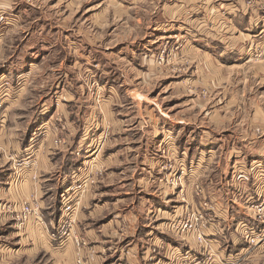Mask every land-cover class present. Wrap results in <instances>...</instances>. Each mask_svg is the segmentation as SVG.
<instances>
[{"label": "rangeland", "instance_id": "rangeland-1", "mask_svg": "<svg viewBox=\"0 0 264 264\" xmlns=\"http://www.w3.org/2000/svg\"><path fill=\"white\" fill-rule=\"evenodd\" d=\"M66 1L6 2L7 7L0 12L1 92L5 88L26 84L27 89L39 91V96L43 93L51 107L52 101L53 104L59 99V103L62 102L64 91L78 89L80 99L72 105L77 111L73 112V116L78 135L82 133L85 117L90 114L83 105L98 107L102 99H111V93L119 95L120 92L125 94L126 101V91L134 88H144L145 93L152 98L149 101H155L153 103H157L159 109L170 108L174 111L183 107L186 118L201 126H184L183 132L176 131L177 135L170 127L159 128V143L150 142L148 149L156 159L151 179L155 180L157 186H154L155 192L150 194L137 192L135 180L139 178V171H135V167H144L135 154L141 149L135 147L130 151L132 162L125 165L121 176L124 183L122 191H125L123 195L127 198L120 211L122 214L126 212L131 219L135 217V223L131 222L134 219L123 217L121 221L125 223L120 225L123 232L119 231L122 241H109L107 246L102 244L105 249L117 246L115 243L121 246L128 242L133 246L136 242V253L127 256L125 252L126 264L166 260L170 264H264V0H158L159 5H165L175 11L174 14L177 13L173 17L161 15L160 12L155 17L144 16L143 9L152 0H82L85 6L77 2L71 10ZM109 1L118 6L113 11H104L107 21L104 17L98 19V11L104 9L101 4H109ZM134 1L139 12L130 8L131 14L144 16L146 21L140 27L134 25L136 30L128 34L131 31L129 26L133 27L132 23H136V20L133 15L119 11V5ZM186 3L190 10L193 5L194 8L199 5L200 13L181 15L180 10L184 11L182 5ZM187 22L193 25L194 31L202 30L204 35L211 37L208 38L211 42H206L207 45L202 47V52L207 60L214 61L215 68L206 61L202 69L203 62L182 51V44L187 37L176 25ZM123 45L126 46L125 50ZM226 50H232L233 53H226ZM124 53H127V57ZM134 55L138 59L133 58ZM119 56L124 63L117 64ZM129 57L132 58L130 62L127 61ZM236 59L240 60L236 62ZM150 70L154 72L153 75L149 73ZM198 73L199 78L196 76ZM138 74L143 77L147 75L146 79H138ZM32 99L36 101L37 97L33 96ZM113 108L120 121L131 123L136 119L132 116V110H122L118 105ZM51 111H44L37 122L53 114V108ZM101 114L93 113L86 127L90 129L86 140L95 142L85 147L78 157L76 169H85L84 174L88 171L86 168L91 159L89 151L94 148L96 141H105L99 152L104 155L113 137L110 129L99 135ZM46 125L31 129L33 140L30 146L33 148L29 147V153L26 152L29 156L23 153L13 157L14 168L24 166L26 159L25 162L32 159L31 150L37 147L39 138L48 127ZM60 127H56L59 135ZM185 131L187 140L180 145V135ZM128 133L132 137L138 135L136 129H129ZM163 137L167 139L163 141ZM136 141L135 138L129 143L136 146ZM171 148H174V154L169 152ZM9 162L0 169V174L4 173L5 167L10 169L8 172H12ZM73 170L69 173V181ZM2 178L0 264H77V259L82 264H94L90 262L93 255H98L103 261L100 264H109L118 255L115 250L107 254L102 245L83 255L74 252L62 254L63 250L58 252L56 249L53 252L54 248L43 240L39 229L20 220L15 200L7 199L4 194V184L7 181L14 183L16 175ZM100 179L86 193L95 197V201H113L112 196L100 198L97 193L101 186L97 188L96 185L103 180ZM31 180L34 189L37 188L40 184L39 175H32ZM163 183L167 185V192L159 189ZM14 187L13 184V191L16 190ZM65 187L59 189V194L53 190V198H50L52 216L56 222L60 221L61 193ZM115 188L110 189L119 192L120 187ZM115 191L110 193L116 194ZM85 195L74 211L75 218L77 211L83 209ZM116 195L113 196L115 199ZM131 198L138 203L133 209L131 205L127 206ZM143 199L145 202L142 205ZM162 203L167 206L163 214L158 212ZM221 213L236 218L237 232L226 242L218 240L222 235V227L228 225L226 219H229L222 217ZM112 218L110 214L100 222ZM96 219L94 221L99 223ZM223 220L226 221L225 225L222 224ZM160 221L165 222L162 226H167L162 230H154L155 235L165 234L167 240L160 242L158 247L148 238L141 237L139 228L149 222L150 227L157 228L156 223ZM214 224H220L219 230L211 228L215 227ZM79 226L76 221L74 230ZM54 227L48 230L52 232ZM78 237L81 242V237ZM61 240L59 246L64 247L70 239ZM72 245L66 249L72 248ZM193 251L197 255H193ZM170 252H173V258L167 257Z\"/></svg>", "mask_w": 264, "mask_h": 264}, {"label": "crops", "instance_id": "crops-1", "mask_svg": "<svg viewBox=\"0 0 264 264\" xmlns=\"http://www.w3.org/2000/svg\"><path fill=\"white\" fill-rule=\"evenodd\" d=\"M9 0H0V12L3 11V8L7 7V3ZM58 1H64V0H58ZM100 2L103 0H99ZM116 1V0H112ZM123 2H127L126 0H121ZM77 2H80L82 6H85L86 3H84L82 0H75L69 1L67 0L65 3L67 6H69V10H71ZM140 4V3H139ZM131 5V7H129ZM89 6L92 7L90 4ZM101 6L104 7L103 10L98 11L97 17L98 19H106L104 15L105 10H111L118 6V4L112 3L109 1V4H101ZM184 8V11H181V15L186 14L191 15V14H199L200 11L198 10V6L194 8V5L191 7L193 8L192 10L189 9L188 3L186 5H182ZM119 11L123 12L124 14L128 15H133L131 14V9L134 8L135 11L137 9V3L131 2L127 5H119ZM182 8V7H180ZM188 9V11H187ZM144 11V16L147 15V17H155L160 14L162 15H170V17H173L177 13L174 14L175 11L171 10L169 7H165L162 4L159 5L158 0H152V2H149L148 7H146ZM134 16V15H133ZM144 16H139L138 14L135 17L136 23H132L133 27L129 28L131 31L128 33H132V31L136 30V27L134 25H139L142 24L144 21H146V17ZM104 17V18H103ZM156 19V18H155ZM124 20H127L124 18ZM154 21V20H152ZM156 21V20H155ZM188 21V20H187ZM150 24V22H149ZM177 29L180 30L181 32L186 34L187 39L184 40V44L182 51L183 52H188L190 55L195 60H200L202 63V69L204 63H207L211 65L213 68L214 67V61L212 60H207L205 57L204 52H202V47L206 46V42L210 43L211 41L208 40V38H211L210 36L208 37L207 35H204L203 31L201 30H196L194 31L193 25L191 23H183L176 25ZM169 28V26H168ZM206 36V37H205ZM123 38V37H122ZM130 42V41H129ZM133 42V41H132ZM125 50V45L122 46ZM226 53H233L231 50H226ZM89 55V54H87ZM127 53H124V56H126ZM91 56V55H90ZM147 56V55H146ZM146 56L144 58H146ZM127 57V56H126ZM120 56L117 59V64L118 63H124L121 59ZM133 58H137L136 55H134ZM235 58V57H234ZM239 58V57H236ZM131 57L127 58V61L130 62ZM136 59V60H137ZM240 59H236L234 61H238ZM151 62V61H150ZM124 68L126 69L127 67L124 64ZM205 68V67H204ZM124 69V70H125ZM197 70L199 68L197 67ZM127 71V69L125 70ZM200 72V71H199ZM150 74H154L153 71L150 70ZM148 74V73H146ZM147 75H140L138 74L137 77L138 79H146ZM199 78V73L196 75ZM143 77V79H142ZM149 77V76H148ZM106 79V78H105ZM144 81V80H143ZM105 82L103 81L102 84ZM33 90V89H32ZM29 90L26 87V84H21L20 86H15L14 88H5L2 92L0 91V100L2 102V107H0V169L5 166V164L9 162L10 168L12 169V172H8L10 170L8 167H5L4 173L0 174V184L1 180H3V176L6 177L8 175H16L15 182L12 183L6 182L3 186L4 188V194L7 197V199L10 200H15V208L20 211L21 207L24 204H29L31 206H37L39 209V212L42 213L45 219V223H41L38 221L33 214H31L28 219L25 221L27 225L32 224L34 227L39 229L41 233V237L43 240H45L48 245L52 246L53 252L56 250L58 252L62 251V254L64 253H72L74 252L75 254H81L83 255L85 252L93 250L94 247H99L102 244H107L110 242H116V241H122L123 237L119 233V231L122 233L123 229L120 227L122 225V219L123 217H128L130 220H132V223H135V217H129L126 212L122 214L120 211V208L125 204L124 200H126V196L123 195L125 191H122V188H124V183L123 176L124 171H125V165H129L132 160H131V153L130 151H133L134 148H139L141 149L140 151H136L135 156H138V159L141 160L140 163L143 164L142 166L144 168H139L138 166L135 167V171H139L137 173V178L135 180V186L137 187V192H145V193H151L155 192V188L157 186V183L155 182L154 179H151L153 177V170H155V164H156V159L152 155H150L148 149L150 142H158L160 140L161 133L159 131V128L162 126H167L173 129L175 134L177 135L176 131L178 132H183L184 126H193V127H201L199 124H197L195 121H191L186 118V111L181 107V109H175L174 111L168 108L166 110L165 108L159 109L157 103L150 102L152 98L148 96L145 92L146 90L143 88H134V89H129L126 91V96L127 99L124 101L125 94L120 92V94L116 93H111L109 96L111 99L104 98L102 99V103L100 106H95V107H88V105H83L86 111H89L90 114L85 117V122L83 125V130L82 133L78 135L76 133V125H74L75 119L73 116V112H77L72 108V105H74V102L76 100L80 99L79 96L80 93L78 89L75 90H66L64 91V97L62 96V102L61 99H59L57 102L53 104V101L50 103L51 107L49 106L48 102L45 99V95L39 96V91L35 90ZM145 90V91H144ZM83 91V89H82ZM31 92V96L27 97V99H24L25 96H28ZM36 92V94H35ZM38 93V94H37ZM33 96H36L37 99L34 101L32 98ZM149 105H148V104ZM114 105H118L122 110H132L134 114L132 115L134 121L131 123H127L126 121H120L119 118H117L115 112L113 111ZM150 106V107H149ZM53 108V114H49V117L44 118L43 120L37 122L40 116H42L45 112L51 111ZM92 108V109H90ZM89 109V110H88ZM52 112V111H51ZM96 112L102 113L100 116V126L101 130L99 131V135L102 136L107 129L111 130V133L113 134V137L111 138L110 144L108 145V148L106 149V152L104 155H101L100 153L96 154V164H95V169L97 167H101L104 171V176L101 177L100 180L102 182L98 183L97 188L101 186L100 190L98 188L97 193L100 194V198H104L105 196H112L113 201H108L106 199H100V201H95V197L92 198L93 196L89 195V192L86 193L84 196L83 200V209L78 210L76 214V221L79 222V227L76 230V236L81 237V242L79 239L74 240L73 238H70V240L66 243V245L63 247H60L57 244H52L50 243L49 237H48V232L45 228L46 224L48 225V228H52L54 225L58 223L56 220H54V216H52V211L53 208L50 205L51 204V199L53 198V190L54 193L55 191L58 192L59 194V189L62 187H70L71 186V179L69 181V172L70 169H73L75 167L74 165L77 164L78 162V157L81 153L82 150H84L85 147L90 146L95 142L94 140H91V142L86 140L87 134H89L90 129L86 128L88 127V120H92V114ZM187 114V113H186ZM77 116V115H76ZM46 121V122H45ZM43 122V123H42ZM58 122H61L58 123ZM36 124V126L32 127L31 125ZM56 123V124H55ZM44 124H47L46 130L44 133L41 135L37 142V147L31 150V155L32 159L25 163V165L18 167L17 169L14 168V162H13V157L16 155H20L26 152H29L28 150L29 147L33 148L30 146L33 136H31L30 132L31 129L37 128L43 126ZM127 124V125H126ZM132 124V125H130ZM57 125H61L60 127V135L58 133V129L56 128ZM85 126V127H84ZM129 129H136L138 132V135L136 137L130 136L128 133ZM61 130L63 133H61ZM178 132V133H179ZM201 132H204L201 130ZM185 135V138L183 137ZM175 137V136H174ZM179 139V144L182 145L183 141L187 140L186 139V131L185 133H182L180 135ZM137 139V144L136 146L130 145V141L133 139ZM189 138V137H187ZM192 138V137H191ZM59 140V143H56L55 140ZM167 139V137H163V141ZM99 140V139H98ZM98 140L96 142H98ZM171 141V140H170ZM105 142V141H104ZM107 142V141H106ZM122 144L121 147H118V145ZM203 145H205L203 143ZM171 148L169 152L174 154V151H172ZM181 153V152H179ZM60 154V155H58ZM10 156V158H9ZM92 157V156H91ZM7 160V161H6ZM93 169V172L95 171ZM139 169V170H138ZM142 169V171L140 170ZM20 173H19V171ZM78 169H74L73 171H76ZM79 170H81L79 168ZM82 175V171L79 173ZM34 175H39L40 178V184L37 186V188L34 189L33 186V181L31 180V176ZM20 176L22 178L20 179ZM14 178V177H13ZM76 179H78V176H76ZM75 179V180H76ZM154 182V183H153ZM9 183V184H8ZM13 184L15 185V191H13ZM96 184V183H95ZM103 184V185H102ZM8 185V186H6ZM134 184L132 187H135ZM24 187V188H23ZM115 188V187H120L118 190L119 192L115 193H110L114 192L110 188ZM167 185L165 183L162 184V187L159 186V189H162L163 192H167ZM2 188V187H1ZM58 188V189H57ZM66 188V187H65ZM95 187H93L94 189ZM57 189V190H56ZM116 189V188H115ZM129 189V188H127ZM33 190V192H32ZM30 192L31 195H30ZM87 192V191H86ZM43 194L44 196H42ZM122 194V195H121ZM116 195V199L113 197ZM168 195V194H167ZM166 199V193H165ZM24 202L25 200H27ZM49 199V200H48ZM94 199V200H93ZM127 202V201H126ZM144 199L141 201V204H144ZM136 203L134 200H130V202H127V206L131 205V208L133 209ZM139 207V206H138ZM161 207H163L161 209ZM166 205L162 203V206L158 207V212L166 213ZM45 209V210H44ZM43 211V212H42ZM128 213V212H127ZM112 214V219H109L106 222H100L102 219L106 216H109ZM222 217L226 216L229 219L228 223H226L225 220H223V223L226 227L223 226L221 229L222 235L220 238H218L219 241L226 242L232 236L236 234V228H235V223H236V218L234 219L233 215H228L221 213L220 214ZM159 217V215H158ZM97 218L96 220L99 221V223H96L94 219ZM43 219V222H44ZM220 221V218H219ZM225 222V223H224ZM96 223V225H95ZM150 223V222H149ZM149 223L147 224L149 226ZM162 223L165 222H157L155 227H146L147 225L144 224V226H140V235L141 237L148 238L149 241L152 242L153 245L158 246L161 244L160 242L167 240V237L165 234H158L155 235L154 230H162V228L166 227L167 225H163ZM231 223V224H230ZM230 224V226H229ZM215 225V224H214ZM219 226L215 225L213 230H219ZM234 230V231H233ZM47 232V233H46ZM78 232V233H77ZM158 232V231H157ZM162 232V231H161ZM209 233H212V230H209ZM148 234V235H147ZM138 238V237H137ZM133 241L135 240L134 238L132 239ZM107 241V243L105 242ZM83 242V243H82ZM126 243V242H125ZM168 243V242H167ZM72 245V248L66 249L67 246ZM77 244V245H74ZM137 243L134 242L133 246H130V244L127 242V244L123 245H118L115 243L117 246L113 247H106L102 245V249H105L107 251V254H112V251L115 250L117 252V256L115 257L114 260H112L109 264H126L125 262L127 261L126 258V253L129 254L136 253V245ZM111 245V243H110ZM127 245V248L125 247ZM152 245V246H153ZM75 246V247H74ZM238 246V245H237ZM116 248V249H115ZM56 249V250H55ZM196 251H198L196 249ZM196 251L193 253V255H197ZM126 252V253H125ZM147 252H148V247H147ZM102 253V252H100ZM73 254V253H72ZM92 255V253H91ZM173 252L169 253L170 258H173ZM115 256V255H114ZM125 256V257H124ZM91 257V256H90ZM151 260V259H149ZM90 262H94V264H100L103 263V261L98 257V255H93L92 259ZM170 264L166 261L160 262L158 261L155 263L154 261L150 263L148 261V264ZM172 264V263H171Z\"/></svg>", "mask_w": 264, "mask_h": 264}, {"label": "built area", "instance_id": "built-area-1", "mask_svg": "<svg viewBox=\"0 0 264 264\" xmlns=\"http://www.w3.org/2000/svg\"><path fill=\"white\" fill-rule=\"evenodd\" d=\"M37 137V135L35 136ZM56 143H59V140H55ZM101 142V143H100ZM102 142L104 140H98L94 144V148L91 149L90 156L91 159L88 162L89 166H87V173L84 174V170H76L73 171L70 175V179L72 181L70 187H66L65 190L61 193V217L60 221L55 225L52 232H50L45 226L49 240L52 242H56L57 245H60L59 243H62L65 239L66 241L70 238L73 239H79L76 236V231L74 228H76V218L74 217V211H76L81 203V198L86 193V191L94 185L98 179H100L103 176V169L101 167H97L95 169L96 164V154L99 153L102 149ZM29 153V152H28ZM29 156V154H26ZM27 161V159L25 160ZM24 163H27L25 162ZM93 169L95 171L93 172ZM82 171V175L79 173ZM78 176L77 181L75 180V177ZM19 215V218L21 221L25 222L28 217L33 214L35 218L40 221L43 224V219L41 218V215L39 213V209L37 206H31L29 204H24L20 211L17 213ZM187 226V225H185ZM199 238L201 237V234H198ZM77 264H82L79 259L76 261Z\"/></svg>", "mask_w": 264, "mask_h": 264}, {"label": "trees", "instance_id": "trees-1", "mask_svg": "<svg viewBox=\"0 0 264 264\" xmlns=\"http://www.w3.org/2000/svg\"><path fill=\"white\" fill-rule=\"evenodd\" d=\"M74 166H75V167H73V169H76L77 166H76V165H74ZM73 169H70L69 172H70L71 170H73ZM58 215H59V212H58Z\"/></svg>", "mask_w": 264, "mask_h": 264}]
</instances>
